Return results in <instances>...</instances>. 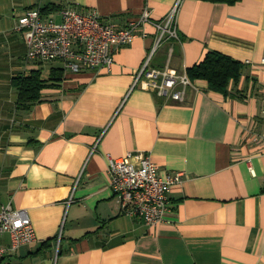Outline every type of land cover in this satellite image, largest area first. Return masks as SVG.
I'll return each mask as SVG.
<instances>
[{
	"label": "crops",
	"instance_id": "0c3cea01",
	"mask_svg": "<svg viewBox=\"0 0 264 264\" xmlns=\"http://www.w3.org/2000/svg\"><path fill=\"white\" fill-rule=\"evenodd\" d=\"M177 2L0 0V211L26 210L36 237L13 249L0 235V264H264V0H180L179 40L153 51L159 31L145 24L109 71L66 73L29 112L15 111L12 78L37 68L14 30L28 9L92 8L125 28L145 9L163 25ZM208 52L244 65L227 96L197 80L179 103L135 84L146 62L181 75ZM139 152L183 178L156 227L124 217L109 184V157Z\"/></svg>",
	"mask_w": 264,
	"mask_h": 264
},
{
	"label": "built area",
	"instance_id": "2783aa9c",
	"mask_svg": "<svg viewBox=\"0 0 264 264\" xmlns=\"http://www.w3.org/2000/svg\"><path fill=\"white\" fill-rule=\"evenodd\" d=\"M180 0L166 17L164 24L152 21L145 9L140 18L125 28L104 19L95 9L81 10L68 5L59 13V20L42 15L40 8H30L17 19L16 32L25 39L30 62H60L66 73L110 70L113 54L131 44L145 24L157 28L153 51L166 39L179 40L176 16ZM142 36L145 34L142 32ZM264 66V60L261 63ZM135 84L160 97L182 103L186 90L193 86L186 72L175 75L164 70L149 69L146 62L138 72ZM264 90V84H263ZM264 145V131L260 136ZM109 184L118 199L121 214L140 220L148 227L168 222L171 211L169 193L183 181L182 174L161 175L149 155L139 152L119 159H108ZM10 235L13 249L36 241L31 219L26 210L13 209L7 204L0 211V235ZM59 249V246L57 247ZM4 249L0 247V260Z\"/></svg>",
	"mask_w": 264,
	"mask_h": 264
},
{
	"label": "trees",
	"instance_id": "16d2710c",
	"mask_svg": "<svg viewBox=\"0 0 264 264\" xmlns=\"http://www.w3.org/2000/svg\"><path fill=\"white\" fill-rule=\"evenodd\" d=\"M204 1L232 5L240 0ZM61 10L60 6L52 4L40 8L44 16L58 13ZM243 69L244 65L238 61L220 53L208 52L199 64L188 68L186 74L192 83L197 80L206 81L209 91L227 96L230 85L240 80ZM63 80L64 70L61 67L52 68L48 77H44L41 68H36L12 78L11 85L17 92L15 111L29 112L35 105L41 102L44 90L57 89L61 86Z\"/></svg>",
	"mask_w": 264,
	"mask_h": 264
},
{
	"label": "rangeland",
	"instance_id": "374dc122",
	"mask_svg": "<svg viewBox=\"0 0 264 264\" xmlns=\"http://www.w3.org/2000/svg\"><path fill=\"white\" fill-rule=\"evenodd\" d=\"M36 64H37L36 67L43 69V71L46 70L48 68V66L50 65V63L49 64H44V63L39 64V62H37ZM4 95H6V93H4ZM17 116H18V114L16 113V116L14 117L15 120L17 119Z\"/></svg>",
	"mask_w": 264,
	"mask_h": 264
},
{
	"label": "bare ground",
	"instance_id": "6f19581e",
	"mask_svg": "<svg viewBox=\"0 0 264 264\" xmlns=\"http://www.w3.org/2000/svg\"><path fill=\"white\" fill-rule=\"evenodd\" d=\"M4 256V255H3Z\"/></svg>",
	"mask_w": 264,
	"mask_h": 264
}]
</instances>
